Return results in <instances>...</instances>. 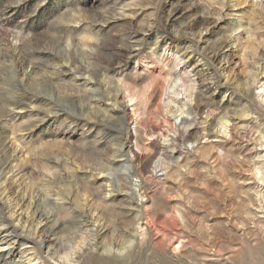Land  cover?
I'll list each match as a JSON object with an SVG mask.
<instances>
[{"label":"rangeland","instance_id":"obj_1","mask_svg":"<svg viewBox=\"0 0 264 264\" xmlns=\"http://www.w3.org/2000/svg\"><path fill=\"white\" fill-rule=\"evenodd\" d=\"M262 75L258 0H0V264H264Z\"/></svg>","mask_w":264,"mask_h":264},{"label":"bare ground","instance_id":"obj_2","mask_svg":"<svg viewBox=\"0 0 264 264\" xmlns=\"http://www.w3.org/2000/svg\"><path fill=\"white\" fill-rule=\"evenodd\" d=\"M252 1L256 2L257 0H252ZM258 1L260 2V4H262L264 6V2L262 0H258ZM256 82L259 83V85H258L259 91L257 93H259V95L261 97L260 99L262 100V102L264 104V75H262L261 77L257 78ZM128 99H129V101H131L130 105H133V107L135 106V108L133 110H136V108H137L136 105L141 102V97H140L139 100H136L133 97H129ZM182 112H183V110H182ZM181 119H182L183 122L185 121V118H183V116H182ZM120 120H121V118L119 117L118 121H120ZM226 123H227L226 121L220 123L222 131L220 132V129H218L217 130L218 133H222V134L225 133L226 134V133L230 132V129L226 125ZM242 129H244V128H242ZM213 141H218V140L214 139ZM258 142L259 143L257 145H259V148H260V149L258 148L259 151H256L255 150L256 148L254 150L249 148V149H251L250 151H252V150L255 151L254 155L256 157V160H253L249 164V166H248L250 168V169H248L249 173L245 174V177L243 178V181H245V184H248L247 185V187H248L247 189L251 190L250 191L251 198H250V201H249V204H248V208H247L248 210H246V212H245L246 216L244 217L243 221H241L239 223L245 229H248V228L245 227L247 223L254 224V227L256 228V231L262 232L263 231V227L261 225L263 224V219H262L263 217L260 216L259 213H264V195L261 194L256 188L258 187V181H261V183H264V166H263V162H258V159H262V160L264 159V135L259 138ZM136 146H137V143H136ZM191 146L194 148V146H197V144H192ZM124 149H125V146L122 143L120 145L119 150H118L120 152V156H123V158L122 157L120 158V160L123 161V165H122L121 171L127 176H132L131 157L123 152ZM139 197L140 198L143 197L142 192L139 193ZM85 200H86V198H81V202H79V205H78L79 208H80L81 217H84V215H85L84 213L86 211ZM68 208H70V207H65L64 210H68ZM57 222L58 221L56 219L53 220L52 223L49 224V225H47V222H46L45 224L47 226L43 227L41 229V231L44 232V233L53 231L55 226L61 224V223L57 224ZM139 227H141V226H139ZM247 231H250V230H247ZM29 233L31 234V232H29ZM37 237L43 243L46 241L44 236H42V234L37 235ZM172 245H173V247H172L173 249L179 248L181 246V240L179 238L175 237L173 239V241H172ZM109 249L110 248H105V250H109Z\"/></svg>","mask_w":264,"mask_h":264}]
</instances>
